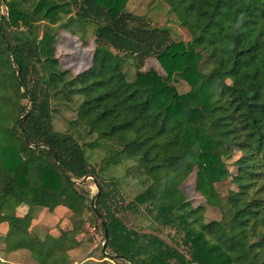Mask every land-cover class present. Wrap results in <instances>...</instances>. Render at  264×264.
I'll return each instance as SVG.
<instances>
[{
  "label": "trees",
  "instance_id": "trees-1",
  "mask_svg": "<svg viewBox=\"0 0 264 264\" xmlns=\"http://www.w3.org/2000/svg\"><path fill=\"white\" fill-rule=\"evenodd\" d=\"M158 1L189 31V42L173 41L169 29L130 12L129 0H0L5 258L21 252L27 264H71L67 252L79 244L80 230L42 239L30 227L36 210L64 206L78 226L90 213L105 240L107 232L101 260L264 264V0ZM3 2L7 16H1ZM58 26L74 36L75 28L81 30V41L93 33L91 64L74 76L60 69L55 55L52 32ZM148 59L163 75L143 71ZM205 60L211 64L207 74ZM128 64L135 72L131 80ZM176 83L189 90L179 93ZM74 97L80 99L78 120L96 138L84 145L54 130L53 102ZM100 144L107 148L106 168L135 163L148 183L137 204L147 206L157 225L175 231L182 252L117 217L118 180L103 181L86 157L87 148ZM230 148L240 153L231 167ZM87 177L99 189L96 211L77 184ZM190 178L205 203L220 210L219 221L205 223L204 206L189 201L183 184Z\"/></svg>",
  "mask_w": 264,
  "mask_h": 264
},
{
  "label": "rangeland",
  "instance_id": "rangeland-1",
  "mask_svg": "<svg viewBox=\"0 0 264 264\" xmlns=\"http://www.w3.org/2000/svg\"><path fill=\"white\" fill-rule=\"evenodd\" d=\"M129 11L133 14L141 15L148 23L150 22L153 27H164L169 29L171 38L175 42H189L191 40L189 31L171 14L169 7L158 0H129ZM1 13L3 16H7L5 2L2 4ZM75 29V36L68 33L62 26L54 28V32H52L53 47L55 48V55L60 60V69L68 70L71 76L76 75L80 70H85L90 66L94 52L92 30H88L85 34V39L81 41L80 38L83 36V32L77 28ZM40 32V36H42L44 29L42 28ZM7 35H9L8 32ZM124 69L128 75V79H133L135 72L132 65H126ZM150 69H155L163 75L155 59H148L145 62L143 71H148ZM210 70V62L205 60L202 64V71L207 74ZM176 87L181 94L189 90L188 86L182 83H176ZM79 101V97H74L71 102L54 101L52 105L53 110H55L53 113V125L56 132L69 134L80 144L84 145L94 141L96 138L95 136H90L84 125L78 120L77 109ZM229 153L231 156L226 160V163L231 167L233 161L239 158L240 153L232 148L229 149ZM107 154V148L103 144L95 148L86 149V157L89 165L98 172L103 181H110L112 177L118 180V193L115 204H117L120 209L118 210L117 217L129 229L136 230L140 234L148 233L156 235L167 244L178 248L182 252V247L177 246L180 237L175 234V231L157 225L150 218L147 212V206L137 204L136 198L146 190L148 183L142 177V174L136 171L135 163L131 160H123L119 164L106 168L105 159ZM230 169L233 172L235 171L234 168ZM77 184L87 191L91 202H94L95 197L99 193V189L95 184V179L93 177H87ZM183 189L192 205L196 207L204 206L205 223L219 221L222 218L219 209L212 208L205 203L206 197L196 188V180L194 178L186 180L183 184ZM221 189L222 193H225L224 188ZM58 207L55 208L53 212H50V216H47L49 213L47 209H39L34 212L33 218L37 219L40 211L42 215L37 219L33 228L42 239L47 235L57 237L61 232L71 231L74 228H76L77 231L80 230L77 235L79 244L67 252L71 264H102L103 261L107 260L109 264H130L123 260H101L106 240L100 225L91 219L90 213L83 216L80 222V229V226L75 224L72 220L73 213L64 206ZM44 211H46V213H42ZM99 219L100 223L104 221L102 218ZM3 248L4 245L0 243V250ZM8 260V257L5 258L3 254L0 253V264H27V262L30 261L29 257L22 253L20 257Z\"/></svg>",
  "mask_w": 264,
  "mask_h": 264
},
{
  "label": "crops",
  "instance_id": "crops-1",
  "mask_svg": "<svg viewBox=\"0 0 264 264\" xmlns=\"http://www.w3.org/2000/svg\"><path fill=\"white\" fill-rule=\"evenodd\" d=\"M59 207H63V206H59ZM58 207V208H59ZM39 210V209H38ZM38 210H36V211H38ZM49 212V211H48ZM47 212V213H48ZM42 213H46V211H44V212H42ZM40 215H42L41 214V211H40V213H39V216H38V218L40 217ZM50 216L51 215V213L49 212L48 214H47V216ZM37 218V219H38ZM37 219L36 218H33V220H32V225H31V229L35 226V222L37 221ZM33 231L35 232V230H34V228H33ZM6 233V224L5 223H1L0 224V237H2L4 234ZM36 233V232H35ZM40 237V236H39ZM46 236H44V238H45ZM43 238V239H44ZM2 244V243H1ZM20 255H21V252L19 253V252H15V253H12V254H10L9 255V260H11V259H15V257H20ZM26 264V263H25Z\"/></svg>",
  "mask_w": 264,
  "mask_h": 264
},
{
  "label": "water",
  "instance_id": "water-1",
  "mask_svg": "<svg viewBox=\"0 0 264 264\" xmlns=\"http://www.w3.org/2000/svg\"><path fill=\"white\" fill-rule=\"evenodd\" d=\"M1 16H3L2 13H1ZM18 76H19V74H18ZM29 113H30V110H29V111L26 113V115H25L24 117H22L21 120H20L19 128H20L21 131L23 130V122H24L25 118L29 115ZM23 137H24V135H23ZM24 139H25V138H24ZM25 141H27V140L25 139ZM53 155L55 156L56 163H57L58 160H57L56 155H55L54 152H53ZM92 203H93V209L96 211V207H95V205H94V202H92ZM102 224H103V226H105V222H104V221H102ZM106 240H107V232H106ZM105 248H106V244L104 245V251H105Z\"/></svg>",
  "mask_w": 264,
  "mask_h": 264
}]
</instances>
